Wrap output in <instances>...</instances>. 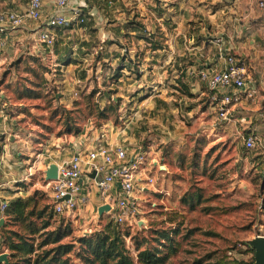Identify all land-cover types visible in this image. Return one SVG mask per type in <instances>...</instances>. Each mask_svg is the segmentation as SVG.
Wrapping results in <instances>:
<instances>
[{
	"label": "rangeland",
	"instance_id": "rangeland-1",
	"mask_svg": "<svg viewBox=\"0 0 264 264\" xmlns=\"http://www.w3.org/2000/svg\"><path fill=\"white\" fill-rule=\"evenodd\" d=\"M190 1L192 6L186 7L192 19H197L204 10L221 8L231 0ZM102 3L94 1L96 7ZM173 3L124 0L123 7L145 29L143 37L152 32L158 39L159 21L149 7L160 5L173 12ZM74 28L57 31L51 47L37 44L33 50L27 44L18 45L10 55L0 51L4 112L15 127L0 137L13 134L9 142L19 143L21 161L38 165L23 186L36 201L35 209H43L49 220L46 229L65 231L62 241L74 244L71 261L81 264L76 257L79 237L101 230L111 220L105 212L99 216L101 201L91 181L86 183L83 202L72 213H55L44 172L49 162L60 163L72 153L76 136L105 127L109 135L124 137L130 148L142 144L149 158L156 160L147 172L153 184L139 195V214L119 226L136 264H148L138 260L144 248L166 256L157 264L251 260L254 252L248 249L249 241L264 235V153L260 145L245 150L247 128L231 120V108L227 118L219 120L203 83L179 81L177 67L169 60L174 56L167 51L153 59L143 47L145 38L129 35L120 48L125 47L130 68L122 66L116 77L114 69L120 61L111 56L110 48H99L104 38L95 36L84 49ZM78 55L83 58L76 60ZM2 217L6 223L0 228V254L9 257L3 231L14 233L21 227L6 215Z\"/></svg>",
	"mask_w": 264,
	"mask_h": 264
},
{
	"label": "crops",
	"instance_id": "crops-1",
	"mask_svg": "<svg viewBox=\"0 0 264 264\" xmlns=\"http://www.w3.org/2000/svg\"><path fill=\"white\" fill-rule=\"evenodd\" d=\"M14 1L0 0V10L4 12H22L26 9L28 0L20 5L13 3ZM74 1L71 0L70 4ZM94 1L99 0H83L84 20L81 23L74 19L70 26L56 28L54 30L55 35L57 31L76 27L73 30L76 36H80L78 42L81 44V48H84V44L93 40L95 36H102L104 39H100L101 41L98 43L100 49L106 50L110 48L111 56L117 54L126 55L124 53L125 47L123 49L120 48L124 45L122 40H126V37L131 34L134 35L135 32L126 26L127 20L131 18V15L129 10L123 7L124 0H103V3L98 4L97 7ZM174 1L173 8L175 10L173 12L170 9L160 7V5H157V8L148 6L151 13L159 21V39L163 43L164 53L167 54V51L168 56H174V58L169 57V60L172 59L170 62L177 68L181 67V70H185L186 80L203 83L202 85L209 93V98H211V91L198 78L200 69L206 67L211 69L218 68L223 65V58L220 56L218 49L220 45L225 50L232 51L235 55L242 57L247 64L249 82L254 87V95L253 99L244 97L240 102L231 105V120L238 123L241 122L247 128L246 134H255L260 140V147L263 148L264 5L261 6L260 1L264 3V0H231L221 8L204 10L202 14L198 15L197 19H192L190 8L187 9L186 7V5L192 6L190 0ZM106 2H108V5L105 7ZM176 9H178V13ZM43 11L46 15L53 13V7L49 0L44 1ZM66 12L68 15L71 14L69 10ZM169 15H171L172 21H169ZM107 22L110 27L105 26ZM193 22L197 25L191 26ZM4 24H6L4 31L0 32V39L3 42L0 51H7L8 55H10L12 50L18 45L25 47L29 44L34 50L35 46L40 44L37 40V34L40 26L43 25V21L38 22L26 18L23 24L15 28L10 27L8 23ZM205 37L206 39H204ZM218 37L221 38L220 44L215 41ZM147 45L148 42L145 41L143 47L146 48ZM86 47L88 48V46ZM159 52H162V50ZM82 53L80 51L78 54ZM84 54L88 55L89 51L84 52ZM79 55L78 58H75L76 60L83 58L79 57ZM126 57L123 56L125 60H127ZM115 59H119V57H115ZM194 87L197 88L195 92H198V86L195 85ZM199 93L202 94L204 91H199ZM9 120L8 115L3 110L0 113V136L6 133L9 128L11 131H15V127L8 122ZM13 140V134L11 133L3 140L0 137V200L4 199L8 202L14 197H25L29 194L30 191L23 186V181L29 180L34 170L38 168V165L29 166L28 163H25V160L21 161L19 158L21 154L19 143L9 142ZM110 140L127 144L124 137L120 136L118 138L113 133L110 135ZM71 148V152L76 149L75 138L72 141ZM66 159H63V161ZM51 163L57 164L59 162L53 160L49 162V165ZM44 168V172H46L48 166ZM101 204L100 202L98 206ZM2 220L4 218L1 216L0 224Z\"/></svg>",
	"mask_w": 264,
	"mask_h": 264
},
{
	"label": "built area",
	"instance_id": "built-area-1",
	"mask_svg": "<svg viewBox=\"0 0 264 264\" xmlns=\"http://www.w3.org/2000/svg\"><path fill=\"white\" fill-rule=\"evenodd\" d=\"M44 1L47 0H28L22 12L0 10V32L4 31V23L15 28L23 24L26 18L43 21L37 40L43 47H51L55 41L56 28L68 27L74 19L80 23L84 20L83 0H75L72 4L71 0H49L53 7L51 15L44 13ZM260 5H264L263 1H260ZM215 41L220 44L221 38ZM2 44L0 39V48ZM218 49L223 65L200 69L198 78L211 91L216 116L223 120L227 118L232 104L240 102L244 97L253 99L254 87L249 82L246 61L221 45ZM3 110L4 99L0 90V113ZM75 142L76 149L68 159L57 163L56 178L46 181L54 212L72 213L83 202V192L85 187L88 188L86 183L91 181L101 203L109 204L105 213L110 219L120 224L132 222L139 214V195L148 192L149 186L153 184V178L147 172L148 167L156 162L155 158H149L142 144L130 148L126 143L112 142L105 127L90 135L79 134ZM243 145L250 151L260 145V140L255 134L248 133L243 136ZM261 149L264 153V147ZM7 204L8 201L0 200V217Z\"/></svg>",
	"mask_w": 264,
	"mask_h": 264
},
{
	"label": "trees",
	"instance_id": "trees-1",
	"mask_svg": "<svg viewBox=\"0 0 264 264\" xmlns=\"http://www.w3.org/2000/svg\"><path fill=\"white\" fill-rule=\"evenodd\" d=\"M107 5L108 2L105 3V7ZM126 26L135 32L134 36L137 38H145L146 42H148L146 49L149 50L153 59L158 56H165L161 39L155 38L152 32L145 34L143 37L145 29L131 18L127 20ZM160 50L162 52H159ZM123 56L125 57L126 55L117 54L114 56L119 57L120 61L114 69L116 77L121 75L119 70L123 68L122 66L130 68L131 60L126 57L129 62L125 63ZM180 68H177L178 76L180 77L178 80H186L185 70ZM182 86H187V84L183 83ZM35 203L33 196L29 195L14 197L8 202L4 215L13 223H19L21 231H14V233L10 231L8 234L5 232L6 230L3 231L5 244L10 251L7 263L4 264H73L69 254L74 248V244L62 241L66 234L65 231L59 228L57 230L46 229L50 222L44 216L43 209H35ZM5 223L6 221L1 223L0 228H3ZM121 225L110 220L101 230L79 237L77 241L80 244V249L77 251L76 257L80 263L136 264L125 246L124 235L119 227ZM248 249L254 252L250 246ZM165 258L166 256H159L148 248H144L138 253V260L142 263L157 264ZM253 263L254 255L251 260L219 258L210 264Z\"/></svg>",
	"mask_w": 264,
	"mask_h": 264
},
{
	"label": "water",
	"instance_id": "water-1",
	"mask_svg": "<svg viewBox=\"0 0 264 264\" xmlns=\"http://www.w3.org/2000/svg\"><path fill=\"white\" fill-rule=\"evenodd\" d=\"M57 175V165L51 163L45 173L46 180L55 179ZM119 185V184H118ZM109 204L105 203L98 207L99 216L103 214V212L109 209ZM249 244L254 250V263L253 264H264V235H256L253 237ZM0 261H7L6 253L0 254Z\"/></svg>",
	"mask_w": 264,
	"mask_h": 264
},
{
	"label": "bare ground",
	"instance_id": "bare-ground-1",
	"mask_svg": "<svg viewBox=\"0 0 264 264\" xmlns=\"http://www.w3.org/2000/svg\"><path fill=\"white\" fill-rule=\"evenodd\" d=\"M55 165H57L56 163H54Z\"/></svg>",
	"mask_w": 264,
	"mask_h": 264
}]
</instances>
